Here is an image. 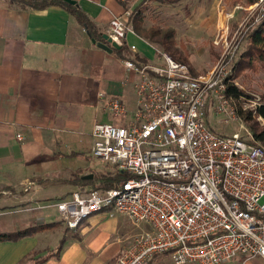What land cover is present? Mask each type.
<instances>
[{"label":"built area","instance_id":"1","mask_svg":"<svg viewBox=\"0 0 264 264\" xmlns=\"http://www.w3.org/2000/svg\"><path fill=\"white\" fill-rule=\"evenodd\" d=\"M248 11L260 18L264 0L251 1ZM102 26L109 42L137 53L125 42L132 30L123 17L112 14ZM119 60L135 76L134 103L129 108L116 94L104 98L101 109L123 121L94 118L90 151L128 176L114 187H76L52 199L57 218L75 229L106 208L143 225L117 264H156L155 255L163 253L173 264H222L234 255L264 260V143L232 105L227 64L217 60L206 73L193 74L162 51L142 62ZM209 111L218 121L238 123L219 132L208 123Z\"/></svg>","mask_w":264,"mask_h":264},{"label":"crops","instance_id":"2","mask_svg":"<svg viewBox=\"0 0 264 264\" xmlns=\"http://www.w3.org/2000/svg\"><path fill=\"white\" fill-rule=\"evenodd\" d=\"M75 1L98 32L121 10L117 0ZM131 34L126 44L132 43ZM134 78L112 51L90 42L85 29L60 5L20 8L0 0V231L49 222L44 217L51 198L76 188L63 179L75 170L90 171L76 157L90 148L94 118L111 122L101 109L104 98L116 94L130 108ZM120 225L117 217H86L71 229L76 236H65L57 255L31 264H110V256L136 233ZM49 229L0 240V264H18L32 252L42 254L53 247L61 233L50 234ZM155 262L171 264L156 255Z\"/></svg>","mask_w":264,"mask_h":264},{"label":"rangeland","instance_id":"3","mask_svg":"<svg viewBox=\"0 0 264 264\" xmlns=\"http://www.w3.org/2000/svg\"><path fill=\"white\" fill-rule=\"evenodd\" d=\"M117 1L121 6L118 15L124 19H127L126 16L133 7L138 4L140 5L142 21L138 29L139 32L133 31L131 25L127 23L126 25H128L132 32L127 31L125 39H127L129 33H132L131 35H134V38L131 36L132 39L130 38L129 41L135 45L139 54H143L147 59H152L158 51L169 53L164 50L160 44L155 42L154 39L160 32L167 29V27H171L173 30L171 34V44L174 48V53L170 52L168 55L171 54L174 58H181L184 60L189 70L193 71V74L206 73L217 60L223 65L227 64L226 69L230 74V83L233 84L237 90V95H232V105L239 114L243 125L247 126L250 131H252V126H254L256 130L262 129L264 131V118L259 117L257 112H253L255 103L257 104V102H260L264 104V64L258 59H252L249 65L240 64L239 62L241 60V52L245 49L247 43L244 34L254 25L257 18L260 16L256 15L257 12L255 11L249 13L248 4L250 2H248V0ZM216 25H218L217 28H215ZM214 38H217L216 42H213ZM225 49H227V52H224L225 55H221ZM127 51V56L133 57L132 52L130 50ZM97 72L98 70L96 69L95 74H97ZM247 113H249L250 117L244 118ZM207 114L209 125L222 133H229L235 128L234 125L236 126V123H238L237 120L234 121V124L223 122L222 120L218 121L215 115L210 111L207 112ZM106 115L112 123L121 119V117H113L108 113H106ZM87 118L88 120L91 118L90 113H88ZM89 125L90 124H88V127ZM262 143H264V141H262ZM82 150L80 157H76V159L81 160L83 165L88 169L96 172L111 171L113 169L110 163L93 156L88 145ZM58 188L59 186H57L55 190ZM55 198L56 196L51 199ZM108 211L109 209L106 208L94 211L87 217H117L118 221H121V230L126 232L130 231L132 234L139 231L140 227L142 228V225H140L139 228L133 227L130 220L126 217L120 216V214L109 215ZM56 217V207L53 204L49 207L48 214L44 218L46 221H49ZM80 223L81 222H79L77 226ZM63 227L64 225L60 222L53 229H49L48 232H50V234H62L65 232L68 236L69 233H71V229L62 231ZM119 251L120 249L115 254H112L113 256H110V264H113L114 261L115 264H117L116 257ZM40 255L42 254L32 252L24 257L18 264H31ZM156 257L162 260H168L172 264L169 255L166 253L157 254ZM240 261H243L242 257L234 255V257L223 264H238ZM241 264H264V261L260 260L258 257H248V259L244 260Z\"/></svg>","mask_w":264,"mask_h":264},{"label":"trees","instance_id":"4","mask_svg":"<svg viewBox=\"0 0 264 264\" xmlns=\"http://www.w3.org/2000/svg\"><path fill=\"white\" fill-rule=\"evenodd\" d=\"M9 6H18L20 8H26L27 6L41 9V7H45L50 4H57L63 7L69 14H72L74 19L77 20L78 24L81 25L85 32L89 35V37H93L95 40L102 39L101 33L98 32L96 26L91 18L88 17L85 11L82 10L79 4L76 3H66L62 0H6ZM252 0H248L251 2ZM126 24L129 23L133 31L139 32L138 29L141 26L142 21V12L140 9V5H136L133 9L127 14ZM172 28L167 27L163 32H160L159 35L154 39L155 42L161 45V47L166 50L167 52L174 53V48L171 44V34ZM245 41H247L245 49L241 52V60L239 61L240 64L249 65L251 64L252 59H258L262 64H264V14L251 26V28L244 34ZM112 53L115 54L118 58L128 57V51L126 45L119 44L118 47H113ZM167 53V54H169ZM134 59L137 62L146 61V57L144 55H138L137 53H132ZM173 57L171 54L169 55ZM174 58V57H173ZM183 63L184 60L181 58H175ZM193 73V71L189 70ZM227 91L230 92L233 96L237 95V90L235 86L231 83H228ZM256 112L260 113L264 117V104L261 103L257 105ZM250 115L247 113L244 118H249ZM252 128V135L255 140L264 141V132L262 129L256 130L254 126ZM73 154V153H72ZM92 177L90 179H83L81 176L83 174L78 173L77 170L71 174L70 177L64 178L63 180L78 187V188H99L104 189L108 187L117 186L119 182L124 180L128 173L124 170H115L112 169L111 171H104V172H96L92 171ZM37 181H41L37 179ZM43 181V180H42ZM1 194V191H0ZM81 219L79 222H81ZM61 221L59 219L49 220V222H42V223H34V225H27L24 227H20V229L16 230H1L0 231V240H7V239H17L25 234H30L35 230H44L49 229L51 227H55ZM70 228L66 226L63 227L62 231H67ZM71 233L76 236V232L71 230ZM66 233L63 232L61 236L57 239L56 244L53 247L46 248L44 253L37 257L34 262L36 261H43L44 259L50 257V255H57L58 251L61 248V244L65 238Z\"/></svg>","mask_w":264,"mask_h":264},{"label":"water","instance_id":"5","mask_svg":"<svg viewBox=\"0 0 264 264\" xmlns=\"http://www.w3.org/2000/svg\"><path fill=\"white\" fill-rule=\"evenodd\" d=\"M66 3H74L75 0H62ZM102 39L95 40L93 37H90V42L94 43L95 46L100 47L101 49L105 50L106 52L110 53L113 50V47H118V45L113 41L109 42V38L105 32L101 33ZM92 172L83 173L81 176L83 179H90L92 177Z\"/></svg>","mask_w":264,"mask_h":264}]
</instances>
